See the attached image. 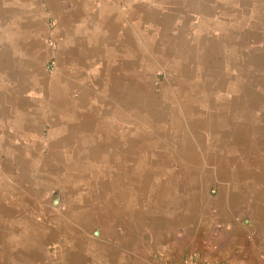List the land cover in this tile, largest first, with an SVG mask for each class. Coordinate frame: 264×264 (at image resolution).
Listing matches in <instances>:
<instances>
[{
    "label": "rangeland",
    "instance_id": "374dc122",
    "mask_svg": "<svg viewBox=\"0 0 264 264\" xmlns=\"http://www.w3.org/2000/svg\"><path fill=\"white\" fill-rule=\"evenodd\" d=\"M29 2L0 0V208L26 203L40 220L54 193L60 203L77 191L95 202L115 191L123 214L147 224L154 213L191 236L201 201L210 218L224 191L220 198L239 203L238 212L249 191L264 187V0H148L155 11L143 14L145 0H120L113 4L134 13L129 25L139 32L128 38L127 24L124 36L108 30L118 13L105 1ZM133 40L141 63L123 68L118 45ZM131 74L140 86L128 98ZM54 82L62 86L54 90ZM17 93L28 106L13 108ZM64 99L78 104L62 113L70 123L53 112ZM219 232L212 225L206 237Z\"/></svg>",
    "mask_w": 264,
    "mask_h": 264
},
{
    "label": "crops",
    "instance_id": "0c3cea01",
    "mask_svg": "<svg viewBox=\"0 0 264 264\" xmlns=\"http://www.w3.org/2000/svg\"><path fill=\"white\" fill-rule=\"evenodd\" d=\"M100 1L110 3L118 13L111 17L116 26L112 22L108 28L110 33L122 36L126 24L127 38L128 35L132 36V32L139 33L135 30L136 26L129 25L134 21V13L130 14L131 10L120 11L113 4L120 0ZM130 1L134 7L137 0ZM147 1L141 5L139 13L155 11L146 7ZM119 27L121 33H117L116 28ZM136 34L133 36L137 37ZM196 43L189 45L193 49ZM128 45L130 47H124L123 43L118 45L121 57L135 58L137 63H141L137 51L139 43L133 40ZM116 66L123 69L117 64L113 71L117 70ZM137 77L132 75L126 90L130 92L126 95L128 98L137 95L136 90L140 86ZM119 93L123 92L117 95ZM233 190L244 191L242 188ZM43 191L40 190L35 196L38 197ZM79 192L75 197L65 195L61 203L60 194L54 193L59 195L58 202L53 205L51 199L52 209L43 204V218L40 220L31 217L26 203L11 200L2 205L5 208H0V211L7 209L8 212H2L0 216V264H156V256H162L164 260L189 259L194 264H264V187L254 192V196L249 191L250 196L245 198L248 200L241 202L243 208L242 211L238 208V212L234 211V207L239 203L220 198L224 191L214 198L213 209L216 211L210 218H206L207 210L201 201L194 214L199 225L189 227L191 236L180 233V227L175 228L171 222L155 220L154 213H151L152 220L147 224L134 219L131 214H123L124 207L118 203L115 191L105 192L106 196L100 193L99 200L95 202L89 201L92 197ZM241 216H245L242 220L244 225L240 224ZM212 225H217L221 232L209 239L206 233ZM144 227L147 228L145 234L140 232ZM94 230L97 231L96 235Z\"/></svg>",
    "mask_w": 264,
    "mask_h": 264
},
{
    "label": "bare ground",
    "instance_id": "6f19581e",
    "mask_svg": "<svg viewBox=\"0 0 264 264\" xmlns=\"http://www.w3.org/2000/svg\"><path fill=\"white\" fill-rule=\"evenodd\" d=\"M28 1H30L29 2V4L31 5V3H32V0H28ZM50 1V3L51 4H57V2H58V0H49ZM79 2V1H78ZM26 3V2H25ZM29 4H27V5H29ZM22 6V5H21ZM20 6V7H21ZM30 8V7H29ZM21 9H24V8H21ZM25 10H27V8L25 9ZM28 11V10H27ZM75 11V10H74ZM0 14H3V13H1L0 12ZM5 14H6V11H5ZM38 16V15H37ZM31 17V16H30ZM32 17H34L35 18V16H32ZM31 17V18H32ZM33 19V18H32ZM29 20V19H28ZM33 21V20H32ZM63 24H65V22H62ZM28 24V23H27ZM3 29L5 28V27H2ZM4 31V30H3ZM5 31H7V30H5ZM14 31V30H13ZM7 33V32H6ZM9 33V32H8ZM2 36V35H1ZM6 37V36H5ZM3 38V37H2ZM10 38V37H9ZM1 39V38H0ZM18 41V40H17ZM25 41V40H24ZM110 41V40H109ZM160 42V41H159ZM156 45H158V44H156ZM205 46V45H204ZM208 47V46H207ZM4 48V47H3ZM164 49V48H163ZM165 51V50H164ZM191 51V50H190ZM144 52V51H143ZM204 52H205V49H204ZM145 53V52H144ZM203 53V52H202ZM139 54H141V53H139ZM175 54H177V53H175ZM134 55V54H133ZM143 55V54H142ZM148 55V54H147ZM168 55V54H167ZM189 55H190V52H189ZM194 55V54H193ZM193 55H191V56H193ZM205 55V54H204ZM208 56V55H207ZM207 56H206V58H207ZM204 56H202V58H203ZM125 58H127V57H124L123 59H125ZM194 58V57H193ZM205 58V59H206ZM127 61H120V63H122V67L124 66H126L128 69H132V67L133 66H135V64L137 63L136 62V60H135V58H132V59H129V58H127L126 59ZM150 60H151V57H150ZM150 60H147V62L148 61H150ZM132 64V65H131ZM148 64V63H147ZM203 64V63H202ZM144 65V64H143ZM146 65V64H145ZM150 65H154V62L152 63L151 62V64ZM149 66V65H148ZM123 67V68H124ZM125 67V68H126ZM147 67V66H146ZM222 67H224V66H222ZM109 68V67H108ZM148 68V67H147ZM149 68H150V66H149ZM145 69V68H144ZM34 70H35V72H36V70H37V67L36 68H34ZM33 70V71H34ZM108 71H109V69H107ZM221 70V69H220ZM32 70L30 71H28L27 73H26V77L27 76H31V74H32V72H33ZM187 71V70H186ZM144 72V71H143ZM134 73H136V72H134ZM110 74V71H109V73H108V75ZM133 74V73H132ZM44 75V74H43ZM57 75V74H56ZM135 75V74H134ZM36 76V75H35ZM60 77V76H59ZM34 78V77H33ZM42 78V77H41ZM37 79V78H36ZM56 79V78H55ZM185 79V78H184ZM40 80V79H39ZM38 80V81H39ZM44 82H47L48 81V79L47 78H44V79H42ZM42 80H40V81H42ZM63 80V79H62ZM57 81H60L59 79L57 80ZM62 82V81H61ZM189 83V82H188ZM54 84V86H53V88H54V90L55 89H58V86H62L61 84H59V83H57V85L55 84V82L53 83ZM52 84V85H53ZM29 85V84H28ZM56 85V86H55ZM188 85V84H187ZM32 86V85H31ZM33 86H34V84H33ZM40 86H41V84H40ZM66 86V85H65ZM29 87V86H28ZM43 87V86H42ZM67 87V86H66ZM186 87V86H185ZM61 88V87H60ZM65 88V87H64ZM63 88V89H64ZM51 89H52V87H51ZM237 89V88H236ZM145 90V89H144ZM51 92V91H50ZM57 92V91H56ZM60 92V91H59ZM47 94V93H46ZM56 94V93H55ZM58 94V93H57ZM56 94V95H57ZM60 95H61V92H60ZM63 95V94H62ZM20 95L17 93V97H11V99H10V103H11V105L13 106V108L14 107H17V106H21V104L23 103V104H25L24 106L26 107V106H28L25 102V100L24 99H22L21 97H19ZM45 96V95H44ZM47 97V96H46ZM67 97V96H66ZM54 98H56V97H54ZM82 98V97H81ZM63 99V98H62ZM62 99H61V101H62ZM151 99V98H150ZM41 101V100H40ZM44 101V100H43ZM244 101V100H243ZM106 102V101H105ZM179 102V101H178ZM64 103H65V105H63V106H61V112L60 113H58V112H56V111H58L57 109L59 108V105H57L56 107H55V111L53 110V112L55 113V119L56 118H59V117H61V116H63V118L64 117H66L67 118V122L69 121V123L71 122V115H70V113L68 114V117L66 116V115H64V114H62L64 111H65V109H68L69 111L71 110V108H72V110H74V109H76V107L78 108V104L76 105L75 103L74 104H72L70 101H68V99H67V101H65V99H64ZM114 103V102H113ZM247 103V102H246ZM22 104V105H23ZM107 104H109V103H107ZM76 106V107H75ZM244 106V105H243ZM23 107V106H22ZM54 107V106H53ZM191 108H193V106L191 107ZM60 109V108H59ZM224 109V108H223ZM240 109V108H239ZM193 110V109H192ZM197 110V109H196ZM77 112H75L76 113V115H78L80 112H82L81 110H76ZM88 111V110H87ZM194 111V110H193ZM193 111H192V113H193ZM240 111V110H239ZM188 113V112H187ZM197 113V112H196ZM18 116H21V114L20 113H16ZM58 114H60V116L58 115ZM66 114V113H65ZM72 114H74V113H72ZM81 114V113H80ZM190 114V113H189ZM58 115V116H57ZM75 115V116H76ZM188 115V114H187ZM196 114H194L193 116H195ZM23 116V115H22ZM80 116V115H79ZM78 116V117H79ZM86 116H88V118H91L88 114L86 115ZM94 116V115H93ZM24 117V116H23ZM80 117H82V116H80ZM228 117V116H227ZM77 118V117H76ZM98 118V117H97ZM100 118V117H99ZM197 118V117H196ZM199 118V117H198ZM21 119V118H20ZM192 119V118H191ZM190 119V120H191ZM23 120V119H22ZM99 120V119H98ZM102 120H103V118H102ZM188 120V119H187ZM199 120H201L200 118H199ZM193 121H194V118H193ZM195 121H198V119L197 120H195ZM188 122V121H187ZM199 122V121H198ZM232 122V121H231ZM189 123V122H188ZM201 123H203V122H201ZM92 124V123H91ZM16 125H18V124H16ZM95 125V124H94ZM232 125V124H231ZM260 125V124H259ZM15 127V126H14ZM233 127V126H232ZM238 128V127H237ZM59 129V128H58ZM220 129H222L221 127H220ZM226 129V128H225ZM257 129H259V128H257ZM65 129H59V132H62V131H64ZM229 130V129H228ZM57 131V130H56ZM69 131V130H68ZM67 131V132H68ZM189 131V130H188ZM187 131V132H188ZM218 131H220V130H218ZM231 131H232V129H231ZM236 131H238V129L236 130ZM65 132V131H64ZM63 132V133H64ZM88 132V131H87ZM101 132V131H100ZM229 132V131H228ZM242 132H243V129H242ZM37 133H38V131H37ZM63 133H61V136H63V138H66L65 137V135H63ZM93 133V132H92ZM231 133V132H230ZM35 134V133H34ZM229 134V133H228ZM239 134H240V132H239ZM58 135V134H57ZM56 135V138L58 137ZM60 135V134H59ZM108 135H110V134H108ZM235 135V134H234ZM237 135V134H236ZM241 135V134H240ZM35 136H37L36 134H35ZM215 136V135H214ZM259 136V135H258ZM53 137V136H52ZM85 138V137H84ZM87 138V137H86ZM99 138V137H98ZM110 138V137H109ZM215 138H217V136L215 137ZM260 138V137H259ZM264 138V135L263 136H261V138L260 139H263ZM67 139V138H66ZM91 139H92V137H91ZM82 140V139H81ZM81 140H79V142L80 143H86V140L85 139H83L82 141ZM103 141V140H102ZM115 141V140H114ZM221 141V140H220ZM56 142V141H55ZM167 142V141H166ZM105 143V142H104ZM176 143V142H175ZM168 144V143H167ZM222 144V143H221ZM133 145V144H132ZM132 145H131V147H132ZM150 145V144H149ZM239 146V145H238ZM5 148V147H4ZM6 148H8V147H6ZM28 149V148H27ZM239 150H240V148H239ZM25 151V150H24ZM29 151V150H28ZM238 151V150H237ZM101 152V151H100ZM239 152H242L241 150L239 151ZM26 153V152H25ZM29 153V152H28ZM34 154V153H33ZM247 155V154H246ZM27 157H29V156H27ZM182 157V156H181ZM180 157V158H181ZM32 158H33V155H32ZM179 158V159H180ZM24 159L26 160V161H29L30 160V157H29V160H27L28 158H26V157H24ZM35 160V159H34ZM37 160V159H36ZM18 162H19V160H18ZM21 162V161H20ZM34 162H36V161H34ZM161 162V161H160ZM166 162V161H165ZM168 162V161H167ZM30 163V162H29ZM29 165V164H28ZM27 165V166H28ZM166 165V164H165ZM24 166V165H23ZM146 166V165H145ZM9 167V166H8ZM34 167V166H33ZM144 168V167H143ZM257 168V167H256ZM260 168V167H259ZM31 169H32V167H31ZM30 170V169H29ZM156 170V169H155ZM21 177V176H20ZM22 178V177H21ZM147 183V182H146ZM7 207V206H6ZM7 210V209H6Z\"/></svg>",
    "mask_w": 264,
    "mask_h": 264
},
{
    "label": "built area",
    "instance_id": "2783aa9c",
    "mask_svg": "<svg viewBox=\"0 0 264 264\" xmlns=\"http://www.w3.org/2000/svg\"><path fill=\"white\" fill-rule=\"evenodd\" d=\"M162 264H194L193 261L189 259H183L180 262H175V261H164Z\"/></svg>",
    "mask_w": 264,
    "mask_h": 264
},
{
    "label": "water",
    "instance_id": "95a60500",
    "mask_svg": "<svg viewBox=\"0 0 264 264\" xmlns=\"http://www.w3.org/2000/svg\"><path fill=\"white\" fill-rule=\"evenodd\" d=\"M193 27H195V25H193ZM58 199H59V195L58 194H55L53 199H52V204L55 205L57 202H58ZM95 235L97 234V231L94 230L93 232Z\"/></svg>",
    "mask_w": 264,
    "mask_h": 264
}]
</instances>
